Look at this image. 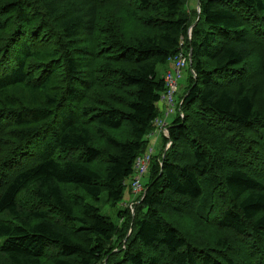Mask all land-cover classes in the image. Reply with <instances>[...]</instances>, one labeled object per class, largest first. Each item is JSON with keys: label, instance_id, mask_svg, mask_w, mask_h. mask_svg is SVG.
Returning <instances> with one entry per match:
<instances>
[{"label": "trees", "instance_id": "trees-1", "mask_svg": "<svg viewBox=\"0 0 264 264\" xmlns=\"http://www.w3.org/2000/svg\"><path fill=\"white\" fill-rule=\"evenodd\" d=\"M187 2L0 0V264H264V0Z\"/></svg>", "mask_w": 264, "mask_h": 264}, {"label": "built area", "instance_id": "built-area-1", "mask_svg": "<svg viewBox=\"0 0 264 264\" xmlns=\"http://www.w3.org/2000/svg\"><path fill=\"white\" fill-rule=\"evenodd\" d=\"M171 64V69L166 71L164 74V82L166 86V92L162 96V100L165 103V112L163 113L164 119L168 116L173 115L175 112L176 98L175 94L178 91L177 81L181 77V71L187 67L188 58L183 52H179L176 56L168 60ZM163 118H157L153 122L155 127L153 133L168 135L167 126L163 122ZM152 134V133H151ZM170 143L166 144V148L169 147ZM154 148L148 146L146 151L137 157L133 164V174L131 177L130 187L131 192L134 196H140L143 192L142 178L148 173V169L152 160ZM131 203L128 208L133 211V205Z\"/></svg>", "mask_w": 264, "mask_h": 264}, {"label": "rangeland", "instance_id": "rangeland-1", "mask_svg": "<svg viewBox=\"0 0 264 264\" xmlns=\"http://www.w3.org/2000/svg\"><path fill=\"white\" fill-rule=\"evenodd\" d=\"M169 66V65H168ZM168 66H166V67H168ZM187 79H188V65H187V67H185L182 71H181V77L178 79V81H177V88H178V91H177V93L175 94V98H177L178 97V95L179 94H181V93H183L184 91H185V89H186V85H187ZM158 106L160 107V104H158ZM160 148H161V146H160ZM160 148H159V150H160ZM168 148V147H167ZM166 148V146H165V150L167 149ZM159 153V152H158ZM147 179H148V174H146L143 178H142V180H141V182H142V185H144V183L145 182H147ZM126 182H128V180L126 181ZM129 194H130V191H129V187L128 186H126L125 187V190H124V199H123V201H127L128 200V198H129ZM89 202H91L92 203V205H94L95 207H98V208H100V212H101V214H103V215H107V216H109L110 217V219H111V221H113L114 223H119V220H118V218L116 217V215H115V209L116 208H110L108 205H106V203H105V195H102L101 197H100V201L99 202H92V200H88ZM123 203V202H122ZM130 205V203H126V204H124V205H122V204H120L119 206H118V208L119 209H121L123 206L125 207H127L128 208V206ZM134 207V206H133ZM129 210H130V208H129ZM133 210H134V208H133ZM131 212H133L132 210H131Z\"/></svg>", "mask_w": 264, "mask_h": 264}, {"label": "crops", "instance_id": "crops-1", "mask_svg": "<svg viewBox=\"0 0 264 264\" xmlns=\"http://www.w3.org/2000/svg\"><path fill=\"white\" fill-rule=\"evenodd\" d=\"M187 8H188V10H189V12L191 13L193 10H195V9H197V0H188V2H187ZM186 55V54H185ZM187 58H188V55H187ZM187 65H189V60H188V62H187ZM168 66V65H167ZM171 69V64H169V66L168 67H166L164 70H170ZM159 109H160V111H161V113H160V117H158V118H163L164 117V115H163V113L165 112V103L163 102V100H161V102H160V107H159ZM172 120H173V115H170V116H168L166 119H164L163 118V122L165 123V125L168 127L170 124H171V122H172ZM154 131V130H153ZM153 131L148 135V138H147V140H148V146H151V147H153L154 148V150H153V152H154V154H153V156H156L157 154H158V152H159V148H160V146H161V139H162V137H165V138H167L164 134H157V133H153ZM168 136V135H167ZM148 180V179H147ZM130 182H131V179H129L128 180V182H126L127 184H128V187H129V191H130V194H129V198H128V200L125 202V201H123V203H122V205H124V204H128V203H135V201H136V199L139 197V196H134L133 194H132V192H131V187H130ZM145 184H146V182L144 183V185H142V187H144L145 186ZM124 207V206H123ZM126 207V206H125Z\"/></svg>", "mask_w": 264, "mask_h": 264}, {"label": "water", "instance_id": "water-1", "mask_svg": "<svg viewBox=\"0 0 264 264\" xmlns=\"http://www.w3.org/2000/svg\"><path fill=\"white\" fill-rule=\"evenodd\" d=\"M198 13H199V10H198ZM196 23H197V20H196L195 23L190 27L189 32H190L191 29L196 25ZM188 60H189V65H190L191 53L188 54ZM129 233H130V231H129Z\"/></svg>", "mask_w": 264, "mask_h": 264}]
</instances>
